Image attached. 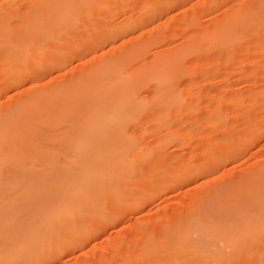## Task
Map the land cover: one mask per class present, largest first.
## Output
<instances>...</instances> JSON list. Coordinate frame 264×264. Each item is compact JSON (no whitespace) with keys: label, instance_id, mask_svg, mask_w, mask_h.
Returning a JSON list of instances; mask_svg holds the SVG:
<instances>
[{"label":"rangeland","instance_id":"1","mask_svg":"<svg viewBox=\"0 0 264 264\" xmlns=\"http://www.w3.org/2000/svg\"><path fill=\"white\" fill-rule=\"evenodd\" d=\"M121 1L118 4L109 0H3L6 4L19 5L20 10L10 9L6 13L0 8V113L32 94L49 93L57 85L76 79L83 83L84 73L90 68L143 41L147 44L141 50H133L125 68L152 64L157 55L167 51L176 50L177 54L166 64L170 86L163 89L143 83L138 94L147 104H152L160 89L167 90L170 97L177 96L178 105L170 111L168 122L159 121L158 110L149 108L122 125L121 137L132 139L120 141L124 147L127 144L124 152L119 147L111 151L112 171L100 176L102 181L107 179L113 185V192L109 196L104 194L100 200H103L100 217L87 220L84 231L64 234L46 250L35 253L33 241L27 243L25 237L31 232L41 235L43 226L48 224L46 217L52 205L42 210L41 194L58 195L61 188L56 180L61 183L62 175L69 173L64 171L75 170L52 166L73 163L82 147L97 151L115 147V138L103 136L112 124L102 114L101 122L89 126L71 124L75 115L69 116L53 130L54 139L49 138L44 144L39 140L32 142L35 145L24 154L23 163L3 166L0 252L8 245L22 242L28 251L15 259L5 255L0 261L127 264L130 260H146L170 264L227 260L239 258L240 244H246L251 259L259 261L264 252L261 243L264 177L243 182L238 194L232 192L219 203H211L221 185L244 181L250 169L264 160L261 142L264 139V32L250 30L255 24L249 23L252 16L260 17L261 0ZM145 6L148 14L162 11V17L133 23L128 31L106 44L88 49L87 46L102 42L96 39L111 25L140 17ZM239 7L244 14L238 19L235 29L238 31L232 29L214 39L211 37L215 43L206 44L207 38H203L206 29L226 23L227 17ZM33 23H37L34 25L37 31L30 26ZM23 27L33 29L27 37L30 41L38 38L36 43L42 40L47 46L48 59L43 66L52 69L39 78L33 76L34 64L17 63L28 72L18 78L10 68L13 66L11 45L29 40ZM26 47H21V51ZM77 49L81 50L76 52ZM78 97L77 100L84 102L87 95L82 93ZM97 118L94 116L93 121ZM49 121L50 118L46 119L45 124ZM239 143L237 151L233 146ZM43 162L51 166L45 168ZM206 164L209 167L205 170ZM212 165L216 168L212 169ZM29 177H35L36 182L24 184L23 180ZM38 217L40 220L35 221ZM27 221H32L28 231H19L26 226L22 222ZM200 241L207 247L197 248Z\"/></svg>","mask_w":264,"mask_h":264},{"label":"bare ground","instance_id":"2","mask_svg":"<svg viewBox=\"0 0 264 264\" xmlns=\"http://www.w3.org/2000/svg\"><path fill=\"white\" fill-rule=\"evenodd\" d=\"M121 2V0H109V3L120 4ZM68 4L71 3L69 2ZM147 10V6H145V10L143 12L141 10L139 13L140 17H137L133 21L127 20L119 24L111 25L96 39L102 42H100V44L89 45L87 46L89 47L88 49L106 44L111 39L119 36V33L128 31V28L133 23H140L144 19L142 23H147V21L151 22L159 17L161 18L163 15L162 11H153L151 14H148ZM43 11L45 10L43 9ZM243 14L244 12L239 7L227 17L226 23L220 22L212 27V29H206L209 31L203 35V38H207L206 44L213 45V43H215L213 39L219 34L228 33L232 29L235 30L237 28V22L239 21L238 19H241ZM249 23L250 25L255 24V26L249 25L250 30H257L260 33L264 32V24L261 23V16L257 19L252 16ZM36 24L37 23H33L30 26L36 29L34 26ZM23 28L26 30L25 34H27L25 38L29 40H21V44L20 42L14 41L15 43L12 44L14 46L11 45L13 66H10V68L14 70V75L18 78L28 72L24 70L25 67H20L17 63L22 65L23 63L34 64L32 70L34 73L33 76L39 78L46 75V73L52 69L43 66L46 59H48L45 56L47 53V46L45 41L43 42L42 40L36 43L35 41L38 38L36 40L34 39L33 42L30 41L31 38L27 37H30L28 34H30V29L32 28ZM41 35L45 37L42 33ZM211 37H213V39ZM33 43H36V45H31ZM146 44V41L140 42L132 49L121 50L119 53L117 52L112 55L109 59L101 61L95 65L94 68H90V71L84 73L85 81L83 83L76 79L75 82L70 81L63 85H57L55 89L49 93L38 92L32 94L25 99H21L17 105L11 107L9 111L0 113V171L3 170V166H11V163L15 166L23 163L22 157L28 150L32 149L31 145H35L32 144L35 140H39L44 144L49 138L54 139L53 130L57 129L61 125V122L69 116L75 115L70 121L71 124L89 126V123L101 122L102 114L106 116V122L112 124L110 129L107 128V131L103 133V136L106 139L115 138V147L109 148L108 151H106L105 147L98 149V151L96 148L82 147L79 149L81 151L77 154L73 163L62 164L60 166L54 164L52 166L54 168L70 167L75 168V170L64 171L69 173H67L68 175H62L63 180L61 183H59L60 181L58 179L56 180V184L61 188L58 195L47 197L41 194L40 196V206L42 205V210L50 204L52 207L46 217L48 224L43 226L44 232L41 235L31 232L25 237L27 243L31 242V240L33 241L34 247L32 248L35 253L40 249L46 250L50 244L52 245L53 241L68 235L70 232L75 230L84 231L87 228V220H94L100 217L101 213L99 212H101L100 210L103 208V204H101L103 200L100 201L102 196L104 197V194L109 196V194L113 192V185L109 184L107 179L102 181L100 176L106 175L109 171H112L113 164L110 162L113 156L110 155L111 151L117 150L119 147L121 152H124L127 144H125L124 147L120 145V141L127 142L132 139L130 136L121 137V133L124 129L122 125L137 118L149 108L158 110L159 115L157 113L156 115L159 121L168 122L170 111L177 107V96H174L175 99L170 97L166 93L167 90L162 91V89H160L162 93H156L152 98V104H147L144 97L137 92L143 83L159 86L163 89L170 86L169 78L166 76L169 67H167L166 64L176 57V50L157 55L153 59L152 64H142L132 69L125 68L124 66L128 58L133 55V50H141ZM187 44H189V41ZM229 46H231V43H229ZM21 47H26L24 52L21 51ZM80 50L81 49H77L76 52ZM28 51L30 52L28 53ZM89 51H87V53ZM259 51L260 49H258L257 53ZM84 54L86 53L84 52ZM80 84H82L83 87H81ZM82 93L87 95L84 102L77 100L79 98L78 96ZM94 116H99V118L93 121ZM49 118V123L45 124V120ZM48 125L51 128H47ZM240 145V143L234 144L233 147L237 150ZM75 148L76 147L73 149ZM66 149L69 150V147ZM114 159L117 160V156ZM218 159L221 161L220 158ZM219 160L214 163L218 165L220 163ZM48 165L51 166V164L43 162L42 166L46 168ZM214 165L210 167L213 169L215 167ZM208 167L209 165L206 164L204 169L206 170ZM246 177L247 179L239 183H226L225 185H221L220 188L215 191L212 197L214 202L211 204H217L227 196L230 197L232 192L238 194L240 185L243 182L263 178L264 160L254 165ZM27 182L33 183L36 182V179L35 177H29L27 181L23 180L24 184H27ZM2 184L3 183L0 182V185ZM262 186L264 185L262 184ZM69 189L70 191L68 192ZM45 211H47V209ZM36 220H40V217L35 219V221ZM31 222L32 221L22 222V224L26 226L18 230L23 232L28 231ZM19 239L20 238H18L16 242H18ZM24 245L25 243L22 242V244L16 243L6 246L4 250L0 252V260L5 259V255H9L11 258L15 259L19 255L25 254L28 248ZM196 247L206 248L207 244L200 241V243H197Z\"/></svg>","mask_w":264,"mask_h":264},{"label":"snow or ice","instance_id":"3","mask_svg":"<svg viewBox=\"0 0 264 264\" xmlns=\"http://www.w3.org/2000/svg\"><path fill=\"white\" fill-rule=\"evenodd\" d=\"M196 5H192V7H195ZM25 9L29 7H35V6H24ZM255 7V6H252ZM0 8L4 9L7 13L10 9H15L17 11L20 10L19 5L14 4H6L3 2V0H0ZM260 9V16H261V23L264 24V0H261V3L259 5ZM56 77H53L55 79ZM51 83V81H49ZM36 85H33V88H35ZM264 143V139L261 141ZM262 207H264V193H262ZM262 221H264V216H262ZM262 232H264V227H262ZM261 243L264 244V236H262ZM238 253L239 258L236 259H221V258H215V259H205V260H191L187 262H170V264H264V252L261 254V258L259 261H256L254 259H251V252L247 248L246 244H240L238 245ZM248 257V258H245ZM0 264H14L12 261H0ZM30 264H60L59 261H49V260H39V261H32ZM127 264H161V262H152V261H146V260H136V261H128Z\"/></svg>","mask_w":264,"mask_h":264}]
</instances>
